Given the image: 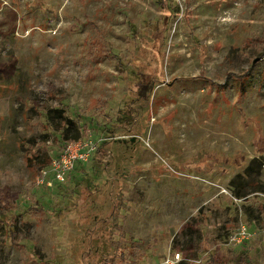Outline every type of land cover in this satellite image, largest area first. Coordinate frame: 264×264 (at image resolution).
Masks as SVG:
<instances>
[{
  "label": "rangeland",
  "instance_id": "374dc122",
  "mask_svg": "<svg viewBox=\"0 0 264 264\" xmlns=\"http://www.w3.org/2000/svg\"><path fill=\"white\" fill-rule=\"evenodd\" d=\"M167 4L0 0V264H264V0Z\"/></svg>",
  "mask_w": 264,
  "mask_h": 264
},
{
  "label": "built area",
  "instance_id": "2783aa9c",
  "mask_svg": "<svg viewBox=\"0 0 264 264\" xmlns=\"http://www.w3.org/2000/svg\"><path fill=\"white\" fill-rule=\"evenodd\" d=\"M98 144L91 136L67 141L63 144L60 152L52 157L47 168L41 169L37 177V184L45 185L47 188L54 184L64 183L77 163L89 161L91 155L96 151ZM264 202V192L260 193ZM250 234L245 226H242L237 233H232L229 238L237 243L247 239ZM182 259L179 252L174 257L166 260V264H173Z\"/></svg>",
  "mask_w": 264,
  "mask_h": 264
},
{
  "label": "trees",
  "instance_id": "16d2710c",
  "mask_svg": "<svg viewBox=\"0 0 264 264\" xmlns=\"http://www.w3.org/2000/svg\"><path fill=\"white\" fill-rule=\"evenodd\" d=\"M167 1L168 0H157V4H158V6L163 10V15L165 16V17H167L168 18V13H167V11L168 12H170V7H169V5L167 4ZM171 13V12H170ZM66 121L71 125V128H72V130H71V132L69 131V130H63V128H61L60 130H62V132H61V139L64 141V143H66L67 141H71V140H77V139H79V138H81V130H80V128L79 127H77V125L76 124H73L71 121H69V120H67L66 119ZM98 152H100V148H99V146H97V148H96V151L91 155V156H93V155H95V153L96 154H98ZM94 157H92V159H93ZM247 188V187H246ZM252 192H259V193H263L264 192V189H257V188H255V189H252L251 190ZM238 194V193H237ZM257 209L260 211V212H262V210H263V208H261L259 205H257ZM0 221L1 222H3V224H4V228L6 229V231L8 232V236L9 237H12V234H13V227H11L8 223H6V221H4V220H1L0 219ZM208 262L209 263H213V264H216V263H219L220 261H218L217 260V258L215 257V256H213V255H210V258H209V260H208ZM181 264H183V263H181Z\"/></svg>",
  "mask_w": 264,
  "mask_h": 264
},
{
  "label": "crops",
  "instance_id": "0c3cea01",
  "mask_svg": "<svg viewBox=\"0 0 264 264\" xmlns=\"http://www.w3.org/2000/svg\"><path fill=\"white\" fill-rule=\"evenodd\" d=\"M92 157L93 156H91L90 157V160L92 159ZM77 166V167H76ZM83 166H85V163H77L76 165H75V167H76V169H75V167H74V170L71 172L72 173V176H73V173L75 172V171H77L78 170V168L80 169V168H82ZM71 175V174H70ZM69 175V176H70ZM72 176H71V178H72ZM70 178V177H69ZM58 185H57V187H60V185L62 184V183H57Z\"/></svg>",
  "mask_w": 264,
  "mask_h": 264
}]
</instances>
